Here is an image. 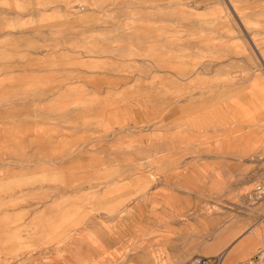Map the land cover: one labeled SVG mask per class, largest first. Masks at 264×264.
<instances>
[{
  "label": "rangeland",
  "instance_id": "1",
  "mask_svg": "<svg viewBox=\"0 0 264 264\" xmlns=\"http://www.w3.org/2000/svg\"><path fill=\"white\" fill-rule=\"evenodd\" d=\"M262 91L264 0H0V264H264Z\"/></svg>",
  "mask_w": 264,
  "mask_h": 264
},
{
  "label": "bare ground",
  "instance_id": "2",
  "mask_svg": "<svg viewBox=\"0 0 264 264\" xmlns=\"http://www.w3.org/2000/svg\"><path fill=\"white\" fill-rule=\"evenodd\" d=\"M263 92V94H264V91H262ZM263 256L262 257H264V251H263V254H262ZM200 260V259H199ZM199 260H197L198 262H199Z\"/></svg>",
  "mask_w": 264,
  "mask_h": 264
},
{
  "label": "built area",
  "instance_id": "3",
  "mask_svg": "<svg viewBox=\"0 0 264 264\" xmlns=\"http://www.w3.org/2000/svg\"><path fill=\"white\" fill-rule=\"evenodd\" d=\"M191 2H196V0H191Z\"/></svg>",
  "mask_w": 264,
  "mask_h": 264
}]
</instances>
